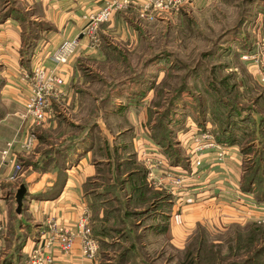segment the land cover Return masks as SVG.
<instances>
[{"label":"rangeland","instance_id":"rangeland-1","mask_svg":"<svg viewBox=\"0 0 264 264\" xmlns=\"http://www.w3.org/2000/svg\"><path fill=\"white\" fill-rule=\"evenodd\" d=\"M86 1L89 0L67 2H82L81 6ZM47 7L51 5L46 6L44 0H0V24L13 21L7 16L18 18V22L11 23L19 28L23 48L26 43H32L36 35V44L41 45L52 38L45 32L54 27L56 11L62 8L56 7V11H52ZM119 11L102 25L110 32L101 42L106 49L105 55L79 54L81 58L74 61L81 89L88 95L84 93L74 110L65 111L66 121L53 107L54 117L45 124L58 125L61 131L50 130L38 139L37 142L43 143L41 154L38 158L30 156L25 165L36 173L47 170L54 175L58 163L52 162L50 166L47 163L53 155L50 151L59 145L60 136L68 133L66 139L74 137L81 130L87 131L91 123L109 126L112 138L116 127L131 128L113 141L116 142L113 147L126 148L120 153L121 158L135 160L139 169L143 158H148L149 165L153 164L149 159L155 155L161 158V165L168 168L169 173L166 175L170 181L166 191L171 195L167 199L168 211L150 204L152 212L126 219L124 211L133 210L134 203L131 201V208H124L126 200L120 194V204L110 201L105 206L120 208L117 212L111 210L107 220L103 222L98 212L97 215L94 213V223L90 222L92 236L95 230H102L106 235L97 237L100 263L187 264V260H191L192 264H264V243L254 247L244 239L246 228L252 225V214L259 212L260 217L264 211L248 203L250 196L242 192L240 185L233 191L232 185L226 188L223 181L225 189L221 190V197L213 201L216 197L210 193L211 188L197 194L195 189L202 187L197 186L200 180L191 181L189 176L194 172L192 168L199 167H194L196 155L192 152L195 139L201 135L212 136L227 156L231 148L217 143L216 137L224 130L227 139L232 134L235 136L238 145L235 150L240 155L245 153L241 155V162L250 160L247 166L254 165L257 180L252 191L264 189V0H187L178 9L147 12L144 16ZM36 44L33 45L35 48ZM55 106L56 111L64 112L57 104ZM70 119L73 122L68 123ZM93 129L97 131V128ZM36 132L32 129L30 134L38 137ZM99 134L108 135L106 130L102 134L96 133ZM152 139L164 140V145L147 150L148 140L153 144ZM134 145L140 154L135 152ZM209 151L212 150L203 153L204 157ZM128 154L133 156L127 157ZM170 155L181 159L177 158L178 163L171 165ZM138 156L143 161H138ZM187 156H191V162ZM226 156L222 162L213 160L224 163ZM43 160L47 163H42ZM126 163L128 166L129 162ZM178 180L181 181L179 184ZM209 182L214 184V180ZM147 184L154 192L153 181ZM110 185L104 178H98L92 189L117 194ZM58 186L57 183L53 190ZM5 187L2 192L3 203L8 202L10 242L21 234L18 220L30 225L32 233L29 234L26 228L27 235H33L39 228L42 230L43 225L37 223L39 221L28 209L35 194L24 197L22 214L20 212L16 218L15 194L7 201L10 188ZM19 187L13 192L16 193ZM48 189L51 188L46 187L45 193H50ZM172 205V211H169ZM135 206L144 210L142 206ZM160 213L168 216L164 234H158L155 229L162 222ZM1 218L4 220L3 216Z\"/></svg>","mask_w":264,"mask_h":264},{"label":"crops","instance_id":"crops-1","mask_svg":"<svg viewBox=\"0 0 264 264\" xmlns=\"http://www.w3.org/2000/svg\"><path fill=\"white\" fill-rule=\"evenodd\" d=\"M44 1L46 6L51 5V7L47 8H52V11H56V7L62 8H60L59 11H56L57 15L53 20L54 27L52 26L51 29H48L45 32L51 35L52 38L47 41H43L41 45H39V43L36 44L37 49L35 48L36 50L34 51L29 64L31 68L37 63L51 67L52 64L49 62V57L56 48H58L64 41L75 38L79 40V48L71 59L70 64L67 68L64 67L60 71L65 84L62 87L63 97L59 108L64 111L60 112V116L61 118L63 116V119L66 121L67 118L64 114L65 111L74 110L77 107V102L84 96L85 93V90L81 89L82 86H80L82 85V83H80V76L76 75V62L74 61L81 58L79 54L82 56L88 53H99L100 55H105L106 49L102 46L101 42L107 39L106 37L109 36L110 32L104 29V26L101 25L95 34L96 42H91L82 35V30L87 23L84 21L85 17L90 13L100 10L105 5L107 0H89L85 2V5L87 6H80V3L82 2H76L74 4L73 2H67L68 0ZM145 1L146 0H131L132 3L119 12H123V14L138 13L140 16L147 15V12H143L141 9V6ZM58 14L61 15L58 16ZM76 14H80L81 16L78 17ZM7 22L8 23L3 25L0 24V175L3 180L1 188L3 187V190H6L5 186H9L10 188L8 192L10 196L7 201H11L10 198L13 199L11 195L15 194L13 191L17 188V186L19 187L24 185L28 190L27 192L31 196L35 194L34 197L30 199L28 209L30 213H33V218H35L36 221H39L37 223H40L43 227L42 230L39 228L36 233L30 236L26 234V229L22 225V227L20 226L18 230L21 234L14 238V242H10V238L8 237V234H11L8 224L9 219L7 216L8 202H2V205L0 206V218L3 216L6 221V231L3 239L0 240V264H3L4 261L9 264H26L33 249H36L37 246L41 245L42 236L47 234L49 223L56 222L59 226L72 229L71 231H73L75 223L83 214L87 215L89 226L90 222H93L94 213L97 215L98 212L99 218H103V205L105 200L95 199V191L90 190L89 188L87 189V183L89 181L93 184L96 182L95 178H97V176H99L98 174L101 173V170L97 168V165H104V167L109 166L111 162L109 158L114 156L112 155L114 150L113 145L116 142L113 141H117L122 134L130 131L131 128L119 129L116 127V130L114 131L115 137L112 138L109 135L112 133L111 130H109V126L104 124L99 125L96 127L97 131L95 132L102 134L104 130H106L108 135L100 136L99 134L93 136L90 141H85V143L83 141L81 149L74 152L75 161L72 160L71 162H74L71 165L64 167L62 170L57 167V171L54 172V175L47 172V170L40 173L31 171V167L25 165V161L30 156H35L36 158L40 156L43 143L37 142V140L44 137L46 133L50 132V130L57 131L58 133L61 130L59 129L60 126H50L51 124H48L49 126L47 124H43L40 128H38L31 124L30 119H23L24 104L29 93L28 85L25 80L27 70L23 66V45L21 40H19V28L15 24L14 25L16 27L11 23L13 21L9 20ZM50 22L52 21L50 20ZM111 22L112 21L109 23ZM6 27H9V29ZM54 38L57 40H53ZM85 95L88 94L85 93ZM89 114H93L91 109ZM67 122L71 123L73 121L70 119ZM61 128L63 134L64 128ZM32 129L37 130L36 133L38 137H36L37 140L33 147V152H26L20 148V143L30 135ZM133 131L135 132V130ZM67 136L68 133L60 136L59 145H55L56 149H61L66 144L65 141L68 140V138L66 139ZM99 139L101 141H99ZM148 141L150 143L148 144L149 147L147 150L153 148L155 149L156 146L151 144L150 140ZM8 144H11L9 150ZM134 148L135 152H138L139 148L137 150V146L135 147V145ZM6 150H8V154L4 158L2 153ZM140 152L138 153L140 154ZM208 153L209 155H207V157H204V155L202 157V166L198 169L192 168L194 172L192 171L193 174L189 176L191 177V181H195V178L200 180V183H197V186L199 184V186L202 187L195 189L198 191L197 194L204 192L203 190L206 188H211L210 193L216 197L213 199V201H215L217 198L221 197V190L225 189L223 186L224 182H226V188H229L228 186L231 184L232 186H230L233 191L236 186L239 187L242 162L241 156L238 155L235 148H231V151L227 154L225 158L227 162L224 161V163H220L218 165L214 164L215 161L213 160L215 158L216 151L212 150ZM74 154L68 151V155L72 156ZM59 156L60 155H56V157H54V161L52 160L47 164L50 166L52 162H57L55 160L56 158L59 160L64 157L63 155L61 157ZM141 159L142 158L138 156V161L144 160L140 165L146 170V182L149 183L150 181H153L155 186L152 191L168 195L166 189L170 187V181L167 180L166 175H169V173L168 168L161 165V158L157 155H155L154 158H150L149 160L153 162L152 165H149L146 162L148 161L147 157L143 158V160ZM14 164L22 166V173L16 182L11 183L8 182L6 178L11 173ZM110 170L113 172L114 167L111 166ZM210 180H214V184H211L209 182ZM55 182H57L59 186L61 185V189L57 194L53 195V192L55 191L53 188L57 187V183L55 186ZM46 187L51 188L48 189L50 193H45ZM162 188L166 192H164ZM194 193L195 192H193L192 195ZM37 195H40V197H36ZM172 208L173 205L170 207L169 211H172ZM166 211H168V208H166ZM18 214L19 213L16 215ZM259 214V212H254L252 214L254 218L251 219H257ZM23 233H25V235H23ZM20 236H22V238ZM17 244H19V247L17 251H14ZM12 250L14 252H12ZM52 253L54 255L55 264H101L99 261V254H97L93 260L86 259L82 255L80 251V240L78 238L75 239L73 249L69 254H62L56 247L53 249Z\"/></svg>","mask_w":264,"mask_h":264},{"label":"built area","instance_id":"built-area-1","mask_svg":"<svg viewBox=\"0 0 264 264\" xmlns=\"http://www.w3.org/2000/svg\"><path fill=\"white\" fill-rule=\"evenodd\" d=\"M187 0H146L141 9L143 12H165L168 10L178 9ZM131 0H107L105 5L98 10L88 14L85 19L87 23L82 30V35L91 42H96V31L98 28L107 23L111 16L130 5ZM79 48V40L71 39L64 41L56 48L49 57L51 67L43 64H35L29 73L25 74V80L28 85L29 93L24 104L23 119H30L33 126L38 127L49 122L54 117L53 107L57 104L58 107L62 103V87L64 79L61 75V69L66 67L71 58L75 55ZM55 112L59 115L60 111ZM36 137L30 134L23 142L20 143V148L26 152H31L36 142ZM195 148L193 153L196 155L194 159V167L201 165L203 153L206 150H215L217 156L215 160L222 162L226 156L224 149L213 140V137L208 134H203L195 139ZM11 144H8V150ZM8 150L2 155L4 158L8 154ZM3 158V159H4ZM22 173V166L14 164L11 173L6 180L8 182H16ZM0 175V206L3 202L4 195L1 188L3 182ZM181 181L178 180L179 184ZM236 199L243 202V199L236 196ZM241 203V202H240ZM255 209L264 211V207ZM258 225H264V212L254 220ZM72 229L59 226L56 222H51L48 225V232L42 236L40 246L33 249L29 255L26 264H55L53 249L56 247L62 254H69L74 246L75 239L80 240V251L82 255L89 260H93L98 254L99 246L96 239L92 236L86 214H83ZM6 231V221L0 218V240L3 239Z\"/></svg>","mask_w":264,"mask_h":264},{"label":"trees","instance_id":"trees-1","mask_svg":"<svg viewBox=\"0 0 264 264\" xmlns=\"http://www.w3.org/2000/svg\"><path fill=\"white\" fill-rule=\"evenodd\" d=\"M8 19H12L13 22H18L16 17L14 16H7ZM36 37L37 35L34 37L35 39L32 40V43H26L25 44V48H23V66L25 67V69L27 71H30L31 66L29 65L31 60L30 57L33 54L34 51V44H36ZM28 39H26L27 41ZM34 45V46H33ZM34 47V48H33ZM29 60V61H28ZM55 110H56V106H54ZM89 125V124H87ZM83 127V126H82ZM97 126L95 125V123H91L89 125V128L87 131H83L81 130L77 135H75L74 137H69L67 141H65V145L61 148V149H53L50 151V153H53V155L51 156V158L49 159L50 161H54V157H56V155H60L59 157H61L62 155L64 156L63 159H59L56 160L58 163V168L59 169H63L64 167L71 165L75 160H74V152H76L77 150H80L82 145H83V141L85 143V141H90L91 138L93 136H96V132L94 131L93 128H96ZM85 127H83L84 129ZM85 130V129H84ZM94 131V132H93ZM232 134V132H231ZM74 135V134H73ZM216 135V134H214ZM218 135H220L221 137H218ZM227 133L223 130L221 131L219 134L216 135L217 137V143L219 144H223V145H228L230 148H235L238 146L237 145V141H235V136L232 134V136H229V138H226ZM42 139V138H41ZM235 139V140H234ZM153 140V144L155 146H158L160 148V146L162 147V145H164V140H161V142H158L154 139ZM151 141V140H150ZM120 146H114V150L112 155V158H109V160L111 161L109 166L104 167V165H97V168L99 170H101V173L98 174L99 176H97V178H95L96 180L98 178H104L106 181L110 182V186H112L113 189L117 190V194H111L110 191H100L98 190L97 192L95 191V189H92L93 183L91 181H89L87 183V189L89 188L90 190L95 191L94 194V198L95 199H105V203L103 205V209H104V213H103V219L102 221L104 222L105 220H107L110 215V211L111 210H115L116 212L120 210V208H105V206L109 205L110 201H114L115 203L120 204V194H123V197L126 201H125V205L123 206L124 208H129V205H132L134 203V208L133 210H125L124 211V217L126 219H128L131 216H138V215H147L148 213L152 212V208L151 210H149V206L150 204H153L154 208L157 207H165L168 208V201L167 199H170L169 197L171 195H165L161 192H151L150 188L148 187V184L146 182V170L144 169L143 166H141L142 168H137L140 166H137L136 161L135 160H129V159H123L120 156V153H123L124 150L126 149H122L119 148ZM68 151H70L72 154V156L68 155ZM228 150L227 154L229 153ZM237 151V150H236ZM238 152V151H237ZM58 153V154H57ZM109 154V153H108ZM193 154V152H192ZM245 154L244 152H241V155ZM110 155V154H109ZM131 154H128L127 157H130ZM238 155H240V152H238ZM240 155V156H241ZM70 156V157H69ZM133 156V155H131ZM191 156H187V159L189 160ZM172 158V160H171ZM178 158L181 159L179 156H174L171 157L170 155V164L171 165H175L178 162L176 161V159ZM72 160H74L73 162H71ZM129 162V165L127 166L126 162ZM191 162V160H189ZM188 161V162H189ZM250 160L246 161H242L241 164V179H240V187L242 189V192L244 194H246L247 196H250V199L248 201L249 204H251V206H254L256 208H262L264 207V189L263 190H259L257 191H252L253 189V185L256 184V180H257V172L254 170V165L252 163V166H247ZM46 160H43L42 163H45ZM47 163V162H46ZM45 163V164H46ZM182 165H184L185 163L182 161L181 162ZM124 164L126 167V170L124 171ZM216 165H218L219 163L215 162ZM202 165V164H201ZM111 166L114 167L113 172H111L110 168ZM179 166V165H178ZM184 167H187L186 165H184ZM189 167V166H188ZM201 166H199L198 168H200ZM128 170V171H127ZM44 171V170H43ZM135 176H137L135 179H133ZM62 184V183H61ZM61 189V185L59 186V188H56L55 191L53 192V195L57 194L59 192V190ZM99 192H103V193H99ZM15 193V192H14ZM29 195V193L27 192L26 196L27 197ZM119 195V196H118ZM40 197V195H37L36 197ZM110 197V198H109ZM26 198H24L25 201ZM101 199V200H102ZM133 203H130V202ZM171 203V202H170ZM142 206L144 208V210H140L137 206ZM131 208V207H130ZM156 213V211H155ZM22 214V212H21ZM20 214V215H21ZM20 215H16V218H18L17 216ZM161 219L162 222L161 224H159L158 226L155 227V229H157L158 234H164L166 232V227H167V222H168V216L166 214H161ZM18 227H25L28 228L29 230V234L32 233V230L30 229V225L29 224H24L23 222L18 220ZM251 226L247 227L245 230V240H248L249 242L248 245L249 246H254L256 244H261L264 243V225H258L254 220L251 221ZM98 236L101 237H106L105 233L101 231H93V237L96 239L98 246H99V251L98 254L100 252V243L98 240ZM22 237V236H20ZM19 247V244L16 245L14 251H17ZM209 256V254H208ZM207 256V257H208ZM3 264H9L6 263V261H4ZM187 264H192L191 260H187Z\"/></svg>","mask_w":264,"mask_h":264},{"label":"water","instance_id":"water-1","mask_svg":"<svg viewBox=\"0 0 264 264\" xmlns=\"http://www.w3.org/2000/svg\"><path fill=\"white\" fill-rule=\"evenodd\" d=\"M25 194H26V189H25L24 185H21L18 188L17 192L15 193V202H16V212L17 213H20V211H21Z\"/></svg>","mask_w":264,"mask_h":264}]
</instances>
